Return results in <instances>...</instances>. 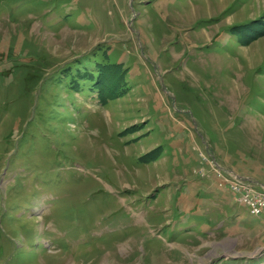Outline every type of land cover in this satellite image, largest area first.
I'll return each mask as SVG.
<instances>
[{
    "label": "rangeland",
    "instance_id": "1",
    "mask_svg": "<svg viewBox=\"0 0 264 264\" xmlns=\"http://www.w3.org/2000/svg\"><path fill=\"white\" fill-rule=\"evenodd\" d=\"M263 159L264 0H0V264H264Z\"/></svg>",
    "mask_w": 264,
    "mask_h": 264
},
{
    "label": "built area",
    "instance_id": "2",
    "mask_svg": "<svg viewBox=\"0 0 264 264\" xmlns=\"http://www.w3.org/2000/svg\"><path fill=\"white\" fill-rule=\"evenodd\" d=\"M213 163L214 161L211 160ZM221 173V169L216 167ZM225 182L230 183V189L234 193H239V201L243 202L245 206L249 209L250 213L253 214V216L257 217H264V201L263 198L260 196H264V192H259L256 190V194L253 193L254 190L252 189V184L247 183L246 181L244 182L243 180H238L239 184L232 183L231 180L227 179L226 177L222 176L221 177ZM238 179V178H236ZM238 183V182H237ZM244 187V189H242Z\"/></svg>",
    "mask_w": 264,
    "mask_h": 264
},
{
    "label": "crops",
    "instance_id": "3",
    "mask_svg": "<svg viewBox=\"0 0 264 264\" xmlns=\"http://www.w3.org/2000/svg\"><path fill=\"white\" fill-rule=\"evenodd\" d=\"M212 159L217 162L215 157H213ZM217 167L222 169V170H224V172L227 175H230L232 177L234 176V177H237L238 179H242V180H244V181H246L248 183H251L256 188L257 191L264 192V181L261 180L260 178H258L257 176H255V175H253L251 173L248 174L246 172H243L242 170L234 168L231 164L229 165L227 163H225L223 165L222 164L221 165L217 164ZM258 218L262 219L260 221H264V217H258Z\"/></svg>",
    "mask_w": 264,
    "mask_h": 264
}]
</instances>
